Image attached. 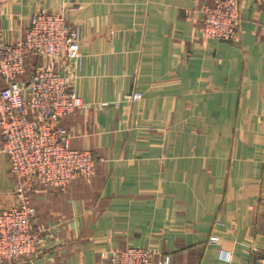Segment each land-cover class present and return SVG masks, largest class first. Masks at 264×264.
Listing matches in <instances>:
<instances>
[{
  "label": "crops",
  "instance_id": "crops-1",
  "mask_svg": "<svg viewBox=\"0 0 264 264\" xmlns=\"http://www.w3.org/2000/svg\"><path fill=\"white\" fill-rule=\"evenodd\" d=\"M217 1L11 0L0 11L9 42L40 10L79 30L73 83L89 108L61 125L98 160L64 190L37 187L43 241L4 264H100L127 247L171 264H264V3L241 0L238 41L204 40L199 11ZM135 91L141 101L123 102ZM16 186L0 136V212L17 205Z\"/></svg>",
  "mask_w": 264,
  "mask_h": 264
},
{
  "label": "built area",
  "instance_id": "built-area-1",
  "mask_svg": "<svg viewBox=\"0 0 264 264\" xmlns=\"http://www.w3.org/2000/svg\"><path fill=\"white\" fill-rule=\"evenodd\" d=\"M11 0H0V11ZM264 3V0H249ZM241 0H219L200 9L204 40L238 41ZM80 57V32L63 13L36 11L24 34L9 42L0 34V136L15 177V207L0 212V264L31 258L43 241L34 220L32 194L37 187L64 190L77 178L87 179L97 166L90 151L71 147L61 120L89 105L74 90L73 72ZM42 59V62L35 60ZM29 67V71H28ZM28 73V74H27ZM127 94L123 102L141 101ZM212 237L210 242L218 244ZM220 257L231 262L233 254ZM100 264H171L149 248L127 247L104 254Z\"/></svg>",
  "mask_w": 264,
  "mask_h": 264
},
{
  "label": "rangeland",
  "instance_id": "rangeland-1",
  "mask_svg": "<svg viewBox=\"0 0 264 264\" xmlns=\"http://www.w3.org/2000/svg\"><path fill=\"white\" fill-rule=\"evenodd\" d=\"M28 71H29V67H28ZM28 74V73H27ZM134 104V103H133ZM83 151H88V150H83ZM91 152V151H90ZM94 155V154H93ZM94 157L96 158V156L94 155ZM97 159V158H96ZM97 164H98V160H97Z\"/></svg>",
  "mask_w": 264,
  "mask_h": 264
}]
</instances>
